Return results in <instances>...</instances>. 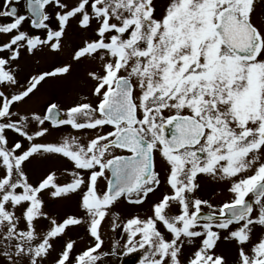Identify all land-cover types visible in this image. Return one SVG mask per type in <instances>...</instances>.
Returning a JSON list of instances; mask_svg holds the SVG:
<instances>
[{
  "label": "snow or ice",
  "instance_id": "obj_1",
  "mask_svg": "<svg viewBox=\"0 0 264 264\" xmlns=\"http://www.w3.org/2000/svg\"><path fill=\"white\" fill-rule=\"evenodd\" d=\"M132 253L264 264V0H0V264Z\"/></svg>",
  "mask_w": 264,
  "mask_h": 264
},
{
  "label": "rangeland",
  "instance_id": "obj_2",
  "mask_svg": "<svg viewBox=\"0 0 264 264\" xmlns=\"http://www.w3.org/2000/svg\"><path fill=\"white\" fill-rule=\"evenodd\" d=\"M77 86L83 87L82 83H78V82H73L72 84L66 85V88H67V93H66L64 88H52L46 85L45 88L42 89V92L40 94L41 102L44 99H47L49 96H52V95H57L61 99H65L66 95H70L72 89H74ZM123 257H130L133 260V264H139V256L135 253H132V254H129ZM120 260L121 258H117L115 264H119Z\"/></svg>",
  "mask_w": 264,
  "mask_h": 264
},
{
  "label": "water",
  "instance_id": "obj_3",
  "mask_svg": "<svg viewBox=\"0 0 264 264\" xmlns=\"http://www.w3.org/2000/svg\"><path fill=\"white\" fill-rule=\"evenodd\" d=\"M121 264H131V260L128 258H125L122 260Z\"/></svg>",
  "mask_w": 264,
  "mask_h": 264
},
{
  "label": "flooded vegetation",
  "instance_id": "obj_4",
  "mask_svg": "<svg viewBox=\"0 0 264 264\" xmlns=\"http://www.w3.org/2000/svg\"><path fill=\"white\" fill-rule=\"evenodd\" d=\"M132 259V258H131ZM132 263H133V260H132Z\"/></svg>",
  "mask_w": 264,
  "mask_h": 264
}]
</instances>
